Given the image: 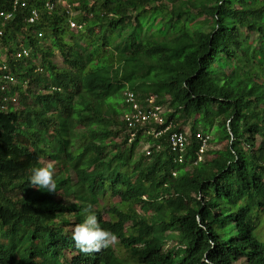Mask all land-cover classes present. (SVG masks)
Listing matches in <instances>:
<instances>
[{"label":"trees","instance_id":"trees-1","mask_svg":"<svg viewBox=\"0 0 264 264\" xmlns=\"http://www.w3.org/2000/svg\"><path fill=\"white\" fill-rule=\"evenodd\" d=\"M45 2L0 17V264H264V0H69L78 30ZM126 88L164 123L129 130ZM188 118L179 160L148 131ZM199 127L227 141L203 160ZM45 158L51 193L29 183ZM90 211L116 243L85 254L67 226Z\"/></svg>","mask_w":264,"mask_h":264},{"label":"built area","instance_id":"built-area-1","mask_svg":"<svg viewBox=\"0 0 264 264\" xmlns=\"http://www.w3.org/2000/svg\"><path fill=\"white\" fill-rule=\"evenodd\" d=\"M27 5L26 0H13L11 3V6L9 9H1L0 10V17H3L4 20H7L12 17L14 12L19 8L20 6L24 7ZM56 6V2L54 0H47L45 3L44 8L51 12L54 10V7ZM63 6L66 9L67 14H69L68 22L71 26V28H77L80 25L77 24L76 21H74L71 17L73 15V8L72 4L70 3H64ZM40 9L37 7L30 8L28 21L33 23L37 21L40 18ZM3 34V29H0V36ZM1 44V41H0ZM29 54V51L24 48L22 50H19L17 52V56H26ZM8 67L6 63H2L0 60V70L3 71V73L0 75V78L2 79V83L0 84V93H2V96L0 97V109L6 110L8 109L9 103L14 99V97L7 95L8 89H7V82L10 80L11 76L8 72H4L7 70ZM124 97H125V103L128 105H132V111H127L123 117L125 124L128 125L129 130H132L133 127L137 123H151V122H158V123H164V115L162 110V105L155 104L154 97H149L146 102H142L139 100L136 96V93L131 90L127 89L124 91ZM139 102L142 104H145L148 106L147 111H143L140 108ZM172 122L167 124L164 128L161 130L151 129L148 132L159 136L164 133L168 134V140L170 144V148L175 151L178 154L179 160L183 159V154L186 150L187 145L190 142L189 135L187 134V131L183 129L179 130H172ZM132 136H134V133H131ZM196 136L198 139L202 141L201 147H200V153H202L205 149V146L208 143L209 135L202 133L201 131H198ZM200 157V156H199Z\"/></svg>","mask_w":264,"mask_h":264},{"label":"clouds","instance_id":"clouds-1","mask_svg":"<svg viewBox=\"0 0 264 264\" xmlns=\"http://www.w3.org/2000/svg\"><path fill=\"white\" fill-rule=\"evenodd\" d=\"M54 1L56 2L57 0H54ZM68 3H70V2L68 1ZM10 6H11V4H10ZM44 6H45V4H44ZM20 7H22V6H20ZM34 7H37V6H34ZM55 7H54V9H55ZM37 8L39 9V7H37ZM17 10H18V8H17ZM44 10H46V9L44 8ZM15 12H14V14H15ZM40 12H41V9H40ZM28 16H29V14H28ZM40 17H41V14H40ZM71 17L73 19V15H71ZM27 20H28V18H27ZM67 21H68V19H67ZM8 92H9V89H8ZM12 97H14L13 100H15L16 97L15 96H12ZM11 103L12 102L9 103L8 109L11 108V105H10ZM8 109H6V110H8ZM29 183L31 185L37 187L38 189L45 190L49 193L57 191V183H56V179H55V168H54V166L51 163H48V164L43 165V166L33 167L31 170V175L29 177ZM71 239H72V241H74L75 247L77 249H79L80 252L87 254V253L96 252V251L101 250L102 248L108 247L110 245V243L116 239V237L109 229L102 227L101 222L98 220L96 212L90 211V212H87V214L84 216L83 220L80 223L75 225V227L73 228V230L71 232Z\"/></svg>","mask_w":264,"mask_h":264},{"label":"rangeland","instance_id":"rangeland-1","mask_svg":"<svg viewBox=\"0 0 264 264\" xmlns=\"http://www.w3.org/2000/svg\"><path fill=\"white\" fill-rule=\"evenodd\" d=\"M68 1L69 0H57L56 1V7L57 6H60V8H64V6H63V4L64 3H68ZM76 13V10L75 9H73V16H74V14ZM79 28L77 27H75V29L74 30H78ZM62 60H63V58H62V56H61V54L57 51V50H55L54 51V61H55V63L56 64H58V65H61L62 64ZM37 63L38 64H40L39 62H38V60H37ZM128 89V88H127ZM16 99V98H15ZM17 101H18V97H17ZM120 103L121 104H126L125 103V97H123L122 99H120ZM139 105H140V108L143 110V111H147V109H148V106L147 105H145V104H142V103H140L139 102ZM132 105H128V104H126V110L127 111H132ZM168 109V107L166 106V105H164V106H162V110H163V114H164V112H166V110ZM192 118H188V119H186L185 121H181V122H179V124L181 125V127H182V129L183 130H187L189 133H190V128H191V126H192ZM201 130V128L199 127V131ZM208 134H209V136H210V140L215 136V132H208ZM226 140H221V141H219V140H215V141H213V140H211L210 142H208L207 143V145L205 146V149H204V151L202 152V154L200 155V160H203L206 156L208 157V156H210V154L208 153H206V151L207 150H213V149H217V148H222V147H224L225 146V144H226ZM149 145H148V143H146V142H140V145L138 146V148H137V150H136V152L137 153H145L144 152V150L146 149V147H148ZM43 163H44V165H46V164H48V163H51L52 165H53V163H54V161H52V160H50L49 158H45V159H43ZM54 168H55V173L56 172H58L59 171V169H60V166H54ZM73 178H74V176H72ZM57 196H59V195H57ZM117 197H115V199H116ZM104 217H108V215H104ZM74 225L73 224H70V225H68L67 226V228L68 229H70V230H72V228H74L73 227ZM113 245H115V243H116V239L114 240V241H112L111 242Z\"/></svg>","mask_w":264,"mask_h":264}]
</instances>
